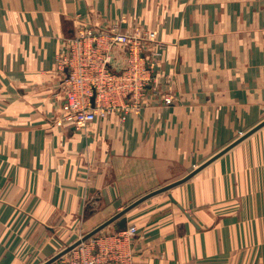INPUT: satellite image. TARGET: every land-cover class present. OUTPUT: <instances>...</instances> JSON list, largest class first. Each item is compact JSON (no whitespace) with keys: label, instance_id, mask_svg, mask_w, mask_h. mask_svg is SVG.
Segmentation results:
<instances>
[{"label":"crops","instance_id":"crops-1","mask_svg":"<svg viewBox=\"0 0 264 264\" xmlns=\"http://www.w3.org/2000/svg\"><path fill=\"white\" fill-rule=\"evenodd\" d=\"M112 28L164 51L138 109L78 130L61 53ZM263 122L264 0H0V264H44L142 198L96 233L127 218L133 264H264Z\"/></svg>","mask_w":264,"mask_h":264},{"label":"built area","instance_id":"built-area-1","mask_svg":"<svg viewBox=\"0 0 264 264\" xmlns=\"http://www.w3.org/2000/svg\"><path fill=\"white\" fill-rule=\"evenodd\" d=\"M67 42L60 59L63 70L67 71L61 86L64 120L83 130L112 114H118L124 121L132 110L141 106L152 82L148 58L155 60L164 51L156 32L142 33L137 29L130 33L112 28L109 33H94L87 29ZM118 45L128 51L127 65L121 70L112 67L108 53L109 48ZM137 232L136 226H130L119 233L95 234L51 264H133L131 238ZM74 242L66 244L64 249Z\"/></svg>","mask_w":264,"mask_h":264},{"label":"water","instance_id":"water-1","mask_svg":"<svg viewBox=\"0 0 264 264\" xmlns=\"http://www.w3.org/2000/svg\"><path fill=\"white\" fill-rule=\"evenodd\" d=\"M94 101V98L92 99V102ZM264 123V122H263ZM264 124H261L260 126H258L257 128H255L254 130H252L250 133L256 131L259 127H261ZM249 133V134H250ZM247 134V135H249ZM225 151L221 152L220 154H218V156H220L222 153H224ZM217 156V157H218ZM194 173L190 174L189 176H187L186 178L176 182L177 183H181L187 179H189ZM175 184H172L171 186H173ZM171 186H167L166 188H162L160 190H158L157 192L166 190L168 188H170ZM156 193V192H155ZM145 198H142L141 200L135 202V204L127 207L125 210H123L122 212H120L119 214H117L116 216H114L111 220L105 222L104 224H102L101 226H99L98 228H96L95 230H93L92 232L84 235L82 237V239H79L77 241H75L74 243H72L70 246H68L66 249H64L63 251L59 252L58 254H56L54 257H52L51 259H49L48 261H46L44 264H51L53 263L57 258H59L61 255L67 253L68 251H70L71 249H73L76 245H78L81 241L88 239L89 237L95 235L99 230H101L103 227H105L106 225H108L109 223H111L112 221L116 220L117 218L123 216L131 207L135 206L136 204H138L140 201L144 200ZM127 227V218H122L119 222H118V228L119 230H125Z\"/></svg>","mask_w":264,"mask_h":264}]
</instances>
